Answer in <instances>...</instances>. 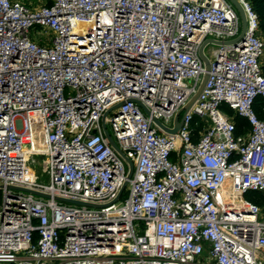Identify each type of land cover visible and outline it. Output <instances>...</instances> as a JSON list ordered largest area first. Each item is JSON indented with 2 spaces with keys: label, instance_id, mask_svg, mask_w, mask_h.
I'll use <instances>...</instances> for the list:
<instances>
[{
  "label": "built area",
  "instance_id": "obj_1",
  "mask_svg": "<svg viewBox=\"0 0 264 264\" xmlns=\"http://www.w3.org/2000/svg\"><path fill=\"white\" fill-rule=\"evenodd\" d=\"M238 1L244 40L205 46L209 80L169 133L154 119L173 128L196 93L203 43L241 32L230 0H0V263L264 264L263 210L245 198L264 190V39ZM120 103L107 124L134 172L113 202L128 162L102 119Z\"/></svg>",
  "mask_w": 264,
  "mask_h": 264
},
{
  "label": "water",
  "instance_id": "obj_2",
  "mask_svg": "<svg viewBox=\"0 0 264 264\" xmlns=\"http://www.w3.org/2000/svg\"><path fill=\"white\" fill-rule=\"evenodd\" d=\"M233 5L236 7L240 17H241V32L240 34L233 38V39H229V40H217V39H207L203 45L200 48V56L204 61L205 64V73L203 75L202 81L196 91V93L192 96V98L187 102V104L181 108L177 114L175 115L174 118V127L170 128L168 126H166L163 122H161L159 119L155 118L154 121L159 124L165 131L169 132V133H177L182 125V120L185 116V114L193 107V105L196 103V101L198 100V98L200 97V95L202 94L208 80L210 77V70H211V60L208 57V55L205 53V46L209 43V42H214L216 44H237L241 41L244 40L245 35L247 33V29H248V20H247V16L245 13V10L243 8V6L240 4V2L238 0H230ZM138 102V101H137ZM141 106L144 107V109L146 110L147 113H149V110L147 107H145L142 103L138 102ZM121 104H117L111 108H109L102 119V123H103V128H104V132L105 135L108 137L111 145L113 148H115L128 162V172H127V179L125 180L123 186L121 187L117 197L113 200V202L119 200L121 194L123 193V191L125 190V188L127 187V185L129 184V180L132 178L133 172H134V162L133 160L120 148V146L118 145V143L116 142V140L114 139V137L112 136V134L110 133L108 126H107V118L110 114L111 111H113L114 109H116L117 107H119ZM0 188H3L2 185H0ZM9 189H16V190H23L26 192H30V193H34L36 195H40V196H44V197H50L49 194L46 193H42L40 191L37 190H33V189H29V188H24V187H19V186H8ZM264 193V190L262 191ZM57 199L61 200V201H67L70 203H76V204H80V205H88V206H100L99 204H93V203H88V202H83V201H78V200H72V199H66V198H62V197H56ZM111 202V203H113Z\"/></svg>",
  "mask_w": 264,
  "mask_h": 264
},
{
  "label": "trees",
  "instance_id": "obj_3",
  "mask_svg": "<svg viewBox=\"0 0 264 264\" xmlns=\"http://www.w3.org/2000/svg\"><path fill=\"white\" fill-rule=\"evenodd\" d=\"M255 9V11L258 14L259 18V30L258 34L260 37L264 39V0H249ZM51 0L49 1V3ZM262 70L264 73V62L262 64ZM254 109L259 116V118L264 119V97L263 96H258L255 103H254ZM236 123H237V131L238 132H244L247 129H249V125L245 118L241 116H236ZM195 124L197 131L203 129L205 126L206 122L200 118L199 116L195 117ZM245 198L248 201L254 202L258 204L263 212H264V193L262 191H250L246 193Z\"/></svg>",
  "mask_w": 264,
  "mask_h": 264
},
{
  "label": "rangeland",
  "instance_id": "obj_4",
  "mask_svg": "<svg viewBox=\"0 0 264 264\" xmlns=\"http://www.w3.org/2000/svg\"><path fill=\"white\" fill-rule=\"evenodd\" d=\"M24 1H26L27 4H29L30 6H33V7L37 6V7H39V6H42L45 3L49 2L50 0H24ZM39 30H41V27H39ZM42 36L45 37V35H42ZM107 126H108V129H109L110 133L112 134L113 133V129H112L111 124L108 123ZM35 158H36L37 162L33 163V167H34L35 171L37 172V175L36 176L40 175V178L45 179V180H48V177L47 176L41 175L42 172L45 173L46 170H47V160H46V157H43L41 155H36ZM126 192H127V190H126ZM126 192L124 193L123 197L126 196ZM263 215H264V212H263ZM261 217H262V215H261ZM0 264H2V263H0Z\"/></svg>",
  "mask_w": 264,
  "mask_h": 264
},
{
  "label": "crops",
  "instance_id": "obj_5",
  "mask_svg": "<svg viewBox=\"0 0 264 264\" xmlns=\"http://www.w3.org/2000/svg\"><path fill=\"white\" fill-rule=\"evenodd\" d=\"M22 1H24V0H22ZM24 2H26V1H24ZM27 3V2H26ZM30 3V2H29ZM263 62H264V57L262 58V64H263Z\"/></svg>",
  "mask_w": 264,
  "mask_h": 264
}]
</instances>
